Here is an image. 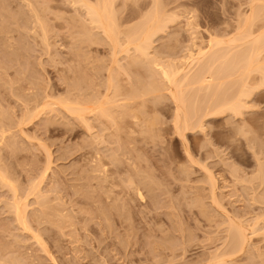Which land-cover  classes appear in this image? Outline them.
Masks as SVG:
<instances>
[{
  "label": "rangeland",
  "instance_id": "374dc122",
  "mask_svg": "<svg viewBox=\"0 0 264 264\" xmlns=\"http://www.w3.org/2000/svg\"><path fill=\"white\" fill-rule=\"evenodd\" d=\"M158 1L113 0L123 31L141 30L155 3L169 17L148 45L149 59L133 48L127 54L123 34L126 51L118 48L114 65L113 46L78 0H0V264H264L260 74L249 76L243 112L209 117L205 130L197 123L206 94L186 88L198 116L196 130L182 135L158 67L185 68L209 42L229 43L248 29L254 39L264 34V0ZM249 16L255 28L245 27ZM232 55L225 66L232 57L234 66L230 60L222 72L237 80L241 53ZM234 82L233 90L225 86L229 99L240 92ZM105 100L119 108L103 106V116ZM238 229L249 243L233 255Z\"/></svg>",
  "mask_w": 264,
  "mask_h": 264
},
{
  "label": "bare ground",
  "instance_id": "6f19581e",
  "mask_svg": "<svg viewBox=\"0 0 264 264\" xmlns=\"http://www.w3.org/2000/svg\"><path fill=\"white\" fill-rule=\"evenodd\" d=\"M73 1V0H72ZM74 1H76L75 3H77V0H74ZM79 2L76 4V5H79V3L81 4V3H83L84 4V1L83 0H78ZM96 1H99V3L97 2V5L94 3V6H93V4L91 5V4H89V5H85L86 7H87V9L86 10H88V12H87V14H89V16H90V20H92V21H90V22H93L94 23V25H96L97 27V30L99 29L100 31H103V35L105 34V37H106V39L108 40L107 42H109L110 41V43H111V45L113 46V54H112V56H113V63L115 62V64L114 65H116V63H118V61H117V59H116V57L118 58V56L119 55H117V54H115L116 53V51L118 50V48H120V50L121 49H123V51H124V53H125V51L127 50V54H130V56H131V53H130V51H131V48H133V50L135 49L136 50V52H138V53H140V58H141V55H144V57L145 58H147V59H149L148 57L150 56L148 53V51L149 50H151L152 49V45H151V48L148 50V48L150 47V42L152 41V39H153V36H154V33H158L159 32V30L163 27V24H164V26H165V24H168V23H166L167 21H164L163 19H165V17L163 18V16L166 14H164V15H161V14H163L162 12H161V9L163 8H159V4H157V3H155V2H159L158 0H155V5L154 4H152L153 5V10L152 11H150V13L149 14H146V16H145V20H146V18H147V23L145 22V26L140 30V29H138L139 27H138V25H137V29L139 30V31H137V29H135V30H132V31H129L130 29L129 28H127V29H129L128 31H127V29H126V31L124 30H122V28H121V30L118 28L117 29V26L118 25H116V20L118 21V19H117V16L115 17V13L113 14V10H111L112 8H113V0L111 1V0H108V2H106V0H96ZM138 1V0H137ZM161 1V0H160ZM87 2H88V0H87ZM126 2H129V1H126ZM134 2V1H133ZM133 2H131V3H133ZM148 2V1H147ZM152 2V1H151ZM163 2V1H162ZM168 2V1H167ZM109 3H112V4H109ZM153 3V2H152ZM164 3V2H163ZM87 4V3H86ZM160 4L163 6L164 4H162L161 2H160ZM83 5V6H84ZM151 5V6H152ZM91 6H93V7H91ZM97 6V7H96ZM144 7H145V5H144ZM144 7H143V9H144ZM146 7H147V5H146ZM151 8V7H150ZM149 8V9H150ZM84 9V8H83ZM142 9V8H141ZM152 9V8H151ZM132 10H133V8H132ZM145 10V9H144ZM257 10V9H256ZM135 11H136V9H135ZM139 12H140V9L138 10ZM147 11V10H146ZM163 11V10H162ZM165 11V10H164ZM170 11V10H169ZM254 11V10H253ZM260 11V10H259ZM252 12V11H251ZM36 13V12H35ZM146 13V12H145ZM169 13V12H168ZM253 13V12H252ZM255 14L257 15L258 13L257 12H255ZM260 14H262V13H260ZM259 14V15H260ZM132 15V14H131ZM173 15V14H172ZM172 15H170V16H172ZM88 16V17H89ZM148 16V17H147ZM166 16H167V14H166ZM250 17V16H249ZM251 17H252V15H251ZM250 17V18H251ZM253 17H254V15H253ZM135 18V17H134ZM141 18V17H140ZM167 18H169L168 16H167ZM166 18V19H167ZM250 18H247L244 22V25H245V27H246V25H247V27L251 24V20L253 21V23H254V20L256 19H250ZM172 19V18H171ZM170 19V20H171ZM143 20V19H142ZM168 20V19H167ZM169 21V20H168ZM170 22V21H169ZM45 22H43V24H44ZM118 23V22H117ZM141 23H142V21H141ZM163 23V24H162ZM255 23H256V21H255ZM142 25H144V23L142 24ZM160 25H162L161 26V28H159L160 27ZM190 25V24H189ZM251 25H253V28H255L254 27V24H251ZM167 26V25H166ZM191 26V25H190ZM193 27V26H192ZM250 27V26H249ZM257 27V26H256ZM45 28V27H44ZM132 28H134V27H132ZM135 28H136V26H135ZM141 28V27H140ZM242 29H244V28H242ZM263 29V28H262ZM98 30V31H99ZM162 30V29H161ZM120 31H123V32H120ZM156 31H158V32H156ZM241 31V30H240ZM247 31H248V34H247ZM247 31H245V32H243V35H239L238 37H236V38H234L235 40H233V39H231L230 41L231 42H229V43H232V44H229V43H227L228 45H230V47L226 44V43H224V41L223 42H221V41H218V40H214V42H209V46H208V50L206 51L205 50V52L203 53L202 51V53L199 51L198 52V55H196L197 56V58H195L196 56H193V55H191V58L193 59V57L195 58V59H193V60H189V61H191V63H189L188 65H186V67L184 68L183 66V68H181V67H175V66H177V65H175L174 67L171 65V64H166V65H164L163 63H164V61H163V63L162 64H158V67L161 69H159L160 71H161V73H159V74H162L161 75V77H162V79L164 78L166 81H167V83L170 85L169 87H171V88H169V90H168V93L169 92H171L172 93V95H170L171 97H172V99H173V103L174 104H177L178 105V107H177V109H176V113H177V115H176V125L175 126H177V129H178V132H180L182 135L184 134V133H186V131L188 132V131H190V130H193V131H195L196 130V126H195V129L192 127V121H193V119H195L196 120V118H194L195 117V115H197L198 116V114H195L196 112L194 111V112H192L191 110V108H193V110L196 108V105H194V104H191V103H189V100H190V102H192V100H194V99H190L189 97H188V95H187V93L186 92H188V90H186V88L188 89V87L189 86H196V87H198L197 89L196 88H194V90L196 91H203V92H199L200 94H206V97H204L205 99H203L204 101H205V104H202V105H205L206 107H205V109H204V112L202 113L201 112V110H200V112L203 114V115H201V113L199 114V115H201V120L199 121L198 120V122L199 123H197V128H199V130L200 129H203L204 128V122H205V119H207V118H211V117H217V116H221V115H223V114H225V113H229L230 112V114L232 113V114H235V115H237L236 117H238L239 116V114H241L242 112H243V110L245 109L244 108V105H243V103H244V97L246 98H248V97H250V96H248V95H250L251 93H249V91H250V89L249 88H251L250 86H248L249 84V79H250V75H252L253 74V72H257L258 74H260V81H261V83H259V85L258 86H264V34H262V33H260V31H259V37H255V39H254V37L252 36V34H250L251 32H252V29H251V32H250V29H248ZM246 35H245V34ZM123 34L125 35L124 36V38L126 37V39H124V40H126V42H128V44L127 43H125V44H127L128 45V47H127V49H126V47L124 46V48L126 49V50H124V48H122V46L124 45V43L122 42V41H124L123 39L121 40V37H123ZM240 34H242V33H240ZM156 35V34H155ZM242 36H245V37H242ZM249 36V37H248ZM97 37V36H96ZM154 37H156V36H154ZM241 37V38H240ZM253 37V38H252ZM92 38V37H91ZM195 38V37H194ZM95 39V38H94ZM98 39V38H97ZM199 39V38H198ZM247 40V42L245 41V40ZM249 39L251 40L252 39V41H249ZM254 39V40H253ZM91 40V39H90ZM101 40V39H100ZM99 40V41H100ZM197 40V39H196ZM210 40H211V38H210ZM94 41V40H93ZM93 41H91L92 43H93ZM104 41V40H103ZM213 41V40H212ZM91 42H89V43H91ZM104 42H106V40L104 41ZM121 42L123 43V45L121 44ZM156 42V41H155ZM239 42H240V44H239ZM152 43V42H151ZM239 45H238V44ZM101 44V43H100ZM109 45V44H108ZM148 45H149V47H148ZM228 46L229 48L227 49V52H226V50H224V47H226V46ZM231 45H233V46H231ZM235 45V46H234ZM238 46V50L236 49V47ZM246 46V47H244V46ZM196 46V45H195ZM223 46V47H222ZM111 47V46H110ZM235 47V48H234ZM242 47H244L243 49H241ZM202 49V48H201ZM234 49V50H233ZM243 51H241V50ZM153 50V49H152ZM224 50V51H223ZM122 51V50H121ZM235 51H236V54H237V52L239 51L240 53H241V55H240V57H238V58H240V63L239 64H237L236 63V65H238V67H240V69H239V72H238V74L239 73H241V75L239 74V76H240V78L239 79H237V80H235L236 78H233V77H235L234 75H233V73H229L228 71H225V73H229L228 75L227 74H225V73H223L222 72V70L224 71L225 70V68L224 69H222V67H228L229 68V65H230V62L232 61L233 62V60H232V58L229 60V63H227L228 64V66L226 65L225 66V64H226V62H228V59H229V57H230V55H232L233 53H234V57H235ZM222 52H226L225 54H223ZM117 53H119V52H117ZM138 53H137V55H138ZM201 53V54H200ZM124 55H126V54H124ZM133 55V54H132ZM239 55V54H238ZM126 56H128V55H126ZM139 56V55H138ZM154 56V55H153ZM233 56V55H232ZM144 58V59H145ZM152 59V58H151ZM155 59H156V57H155ZM187 59H188V57H187ZM233 59H235V58H233ZM124 60V59H123ZM142 60V59H141ZM146 60V59H145ZM160 60V59H159ZM137 61H138V58H137ZM144 61V60H143ZM236 61V60H235ZM235 61L232 63L233 64V66H234V63H235ZM138 62H141V61H138ZM138 62H136V63H138ZM149 62V61H148ZM156 62H159L158 60H156ZM238 62V61H237ZM136 63L135 64H133V63H131V64H133V67H134V65H136ZM143 63V62H142ZM153 63V62H152ZM151 63V64H152ZM172 63V62H171ZM175 63V62H174ZM177 63V62H176ZM175 63V64H176ZM184 63V62H183ZM186 63V62H185ZM120 64V63H119ZM118 64V65H119ZM130 64V65H131ZM153 64H155V63H153ZM173 64V63H172ZM187 64V63H186ZM117 65V66H118ZM138 65H139V63H138ZM140 65H141V63H140ZM157 65V63L154 65V67ZM182 65V64H181ZM235 65V67H237ZM144 66V65H143ZM149 66V65H148ZM151 66H153V65H151ZM232 66V67H233ZM119 67H120V65H119ZM153 67V68H154ZM235 67H233V68H235ZM237 67V68H238ZM157 68V67H156ZM156 68H154V69H156ZM227 68V69H228ZM230 68H231V66H230ZM229 68V69H230ZM236 68V69H237ZM151 69V68H150ZM149 69V70H150ZM158 70V72H160ZM234 70L232 69V72H233ZM150 72V71H149ZM152 72V71H151ZM153 72H155L154 70H153ZM152 74H154V73H152ZM157 75V74H156ZM224 75H226V76H224ZM144 76V75H143ZM250 76V77H249ZM113 78V77H112ZM140 78V77H139ZM231 79H234V81H236V82H234V81H231L230 82V80ZM112 80V79H111ZM136 80H138V79H136ZM241 80V83L239 82ZM109 83H110V81H108ZM232 82H234L235 83V85H237V83L239 84V86H237L238 88H240V92H239V95L237 94V93H235V96H236V94L238 95V96H236V98H232V99H229V96L228 97H226V94H223V93H225L227 90H229V89H227V90H225V88H227L228 87V85L230 86V87H228V88H231L232 87V85H230ZM108 83V84H109ZM138 83V82H137ZM230 83V84H229ZM139 85H140V83H139ZM150 85V84H149ZM157 85V84H156ZM162 85V84H161ZM112 86V85H111ZM152 87H150V88H153V84L151 85ZM225 86H227V87H225ZM110 87V86H109ZM143 87H144V85H143ZM160 88V87H159ZM175 88L176 89V91H174L173 89ZM191 88V87H190ZM189 88V89H190ZM233 88L234 87H232V89L231 90H233ZM109 89V88H108ZM236 89V88H235ZM252 89V88H251ZM149 89H147V91H148ZM151 90V89H150ZM157 90V89H156ZM186 90V91H185ZM191 90H192V88H191ZM194 90H192V93H193V91ZM225 90V91H224ZM110 91V90H109ZM134 91V90H133ZM145 91V90H144ZM153 91H155V90H152V92ZM190 91V90H189ZM196 91V92H197ZM118 92V91H117ZM149 92V91H148ZM148 92H146V93H148ZM151 91H150V93H152ZM164 92V91H163ZM229 92H230V90H229ZM251 92V91H250ZM154 93V92H153ZM159 93H160V91H159ZM158 93V94H159ZM162 93V92H161ZM227 93V92H226ZM107 94V93H106ZM202 94V95H203ZM204 94V95H205ZM147 95V94H146ZM153 95H155V94H153ZM195 95V94H194ZM201 95V96H202ZM203 95V96H204ZM193 96V95H192ZM202 96V97H203ZM233 95H231V97H232ZM131 97H132V95H131ZM130 97V98H131ZM161 97V96H160ZM165 97V96H164ZM194 97V96H193ZM201 97V98H202ZM133 99H134V97H132ZM138 98V97H137ZM169 98V97H168ZM201 98H199L198 100H201ZM97 99V98H96ZM115 99V98H114ZM196 99V98H195ZM76 100V99H75ZM106 100H107V98H106ZM105 100V102H104V104L105 105H102V108H103V106H108L109 104L111 105V104H113V105H116V107L117 108H119V106H117V102H110L109 100L108 101H106ZM132 100V99H131ZM136 100V99H135ZM134 100V101H135ZM161 100V99H160ZM197 100V99H196ZM196 100H195V103H197L196 102ZM97 101V100H96ZM104 101V100H103ZM102 101V102H103ZM115 101H116V99H115ZM159 101V100H158ZM202 101V100H201ZM76 103V102H75ZM74 103V104H75ZM79 103V102H78ZM100 103V102H99ZM99 103H97V105L99 104ZM106 103H107V105H106ZM114 103H116V104H114ZM199 103H201L200 101H199ZM198 103V104H199ZM90 104V103H89ZM101 105H99V106H101ZM113 105H111V106H113ZM130 105V104H129ZM177 105H175V106H177ZM200 105V104H199ZM77 106V108H78V105H76ZM75 106V107H76ZM98 106V107H99ZM194 106V107H193ZM70 107H72V106H70ZM86 107H88V106H86ZM93 107V104H92V106H91V108ZM114 107V106H113ZM132 107V106H131ZM79 108H80V106H79ZM102 108H100V109H102ZM111 108V107H110ZM115 108V107H114ZM120 108H122V107H120ZM126 108V107H125ZM129 108V107H128ZM184 108H186V109H184ZM200 108H201V106H200ZM200 108H198V109H200ZM244 108V109H243ZM69 109V108H68ZM75 109L76 108H74V110H72V112L73 111H75ZM89 109V108H88ZM99 109V108H98ZM100 109H99V111H100ZM198 109H197V111H198ZM243 109V110H242ZM78 110V109H77ZM76 110V111H77ZM83 110V109H82ZM82 110H80V111H82ZM105 108H103L100 112H102L103 114V116L105 115ZM126 110H128V109H126ZM196 110V109H195ZM98 111V112H99ZM129 111V110H128ZM128 111H127V113H128ZM84 112H87V111H82L81 112V115L84 113ZM91 112V111H90ZM99 112V113H100ZM113 112V111H112ZM130 112H132L131 110H130ZM77 114L79 113V112H76ZM97 113V112H96ZM125 113V112H124ZM123 113V114H124ZM1 114V113H0ZM101 114V113H100ZM110 114V115H109ZM99 115V114H98ZM111 115H114V114H112V113H108V110H107V115L105 116V117H109L110 118V116ZM125 115V114H124ZM128 115V114H127ZM4 116V115H3ZM30 116V115H29ZM74 116V115H73ZM76 116V115H75ZM86 116V115H85ZM102 116V117H103ZM196 116V117H197ZM241 116V115H240ZM82 117V116H81ZM112 118H113V116H111ZM123 117V116H122ZM127 117V116H126ZM200 117V116H199ZM2 118V117H1ZM95 118H97V117H95ZM111 118V119H112ZM121 118V117H120ZM81 119V118H80ZM111 119H110V121H111ZM82 120V119H81ZM113 120V119H112ZM123 120V119H122ZM3 121V120H2ZM107 121V120H106ZM99 123V122H98ZM113 123V122H112ZM114 124V123H113ZM149 124V123H148ZM2 127V126H1ZM89 127V126H88ZM119 127V126H118ZM206 128V127H205ZM205 128H204V130H205ZM105 129V128H104ZM204 130H202V131H204ZM1 131V130H0ZM3 132H5V131H2L1 133H2V137L4 138L5 137V135L3 134ZM119 132V131H118ZM184 132V133H183ZM117 133V132H116ZM4 135V136H3ZM181 135V136H182ZM117 136V135H116ZM183 137H185V136H183ZM18 138V137H17ZM184 139V138H183ZM16 141V140H15ZM15 143V142H14ZM7 146V145H6ZM13 150V149H12ZM11 151V150H10ZM188 151V150H187ZM9 152V151H8ZM11 154V153H10ZM16 154V153H15ZM260 168H262V169H264L263 168V166L261 165V167ZM262 169H260V171H262V173H263V171L264 170H262ZM8 172V171H7ZM262 173H259V179L260 178H262V177H260V176H262ZM8 175V174H7ZM258 179V178H257ZM258 179V180H259ZM0 180L2 181L1 183H4V181L3 180H5V179H3L2 180V178H0ZM260 180H262V179H260ZM213 182V181H212ZM7 183V182H6ZM6 183H5V185H6ZM34 184H36V182L34 183ZM1 185H3V184H1ZM7 187H8V185H7ZM6 187V188H7ZM9 187H11V186H9ZM8 187V188H9ZM31 187H32V185H31ZM11 188H13V187H11ZM10 188V189H11ZM34 188V187H33ZM35 189V188H34ZM14 190V189H13ZM12 190V192H14ZM37 190V189H36ZM16 191V190H15ZM31 191V190H30ZM32 191H34V190H32ZM36 192V191H35ZM16 193V192H15ZM33 193V192H32ZM31 193V194H32ZM29 194V193H28ZM33 195H35V194H33ZM144 194L142 193L141 194V197L143 196ZM13 196H14V194H13ZM37 196V195H36ZM138 197H139V191H138V195H137ZM40 197H41V195H40ZM141 197H139V198H141ZM42 198V197H41ZM144 198H145V196H144ZM40 199V198H39ZM141 200V199H140ZM145 199H143V201H144ZM44 201H45V199H44ZM142 201V200H141ZM9 204V203H8ZM13 207H14V205H13ZM17 209L19 208L18 206H15ZM44 207V206H43ZM15 210V209H14ZM17 211V215H16V217H17V219H22L23 217L21 216V210H16ZM47 214V213H46ZM39 216V215H38ZM41 216V215H40ZM53 217V216H52ZM69 217V216H68ZM61 218V217H60ZM44 219V218H43ZM57 219V218H56ZM23 220V219H22ZM19 221L18 220V223L20 222H22L21 223V225L22 224H24V221ZM41 220V219H40ZM35 221H36V218H35ZM17 223V222H16ZM56 225V224H55ZM20 226V225H19ZM232 240H231V242H230V246L232 245V247H231V251H232V254L235 252H237V251H243L247 246H248V243H249V236L247 235V233L246 232H244L243 230H240V229H238V230H234V233L232 234ZM228 248H229V246H228ZM230 249V248H229ZM185 251H186V249H184ZM184 251V252H185ZM183 252V253H184ZM228 254H230V253H228ZM232 254L231 255H228V256H232ZM183 255V254H182ZM181 255V256H182ZM184 255H186V254H184ZM233 255H235V254H233ZM175 256V255H174ZM227 256V255H226ZM180 257V256H179ZM182 257H184V256H182ZM223 258H220L219 260H216V262H211V264H223V263H227L226 261H224V260H222ZM212 261H215V259L214 260H212ZM210 264V263H209Z\"/></svg>",
  "mask_w": 264,
  "mask_h": 264
}]
</instances>
